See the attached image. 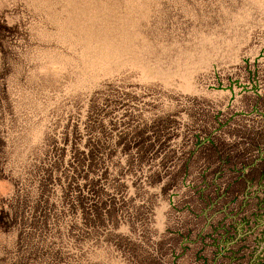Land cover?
<instances>
[{"label":"rangeland","instance_id":"obj_1","mask_svg":"<svg viewBox=\"0 0 264 264\" xmlns=\"http://www.w3.org/2000/svg\"><path fill=\"white\" fill-rule=\"evenodd\" d=\"M0 264H264V0H0Z\"/></svg>","mask_w":264,"mask_h":264}]
</instances>
